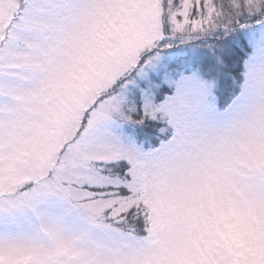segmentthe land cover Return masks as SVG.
Listing matches in <instances>:
<instances>
[{
	"label": "snow or ice",
	"instance_id": "snow-or-ice-1",
	"mask_svg": "<svg viewBox=\"0 0 264 264\" xmlns=\"http://www.w3.org/2000/svg\"><path fill=\"white\" fill-rule=\"evenodd\" d=\"M0 264H264V0H0Z\"/></svg>",
	"mask_w": 264,
	"mask_h": 264
}]
</instances>
